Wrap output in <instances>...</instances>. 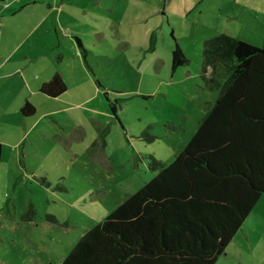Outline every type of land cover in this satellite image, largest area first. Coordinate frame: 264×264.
I'll list each match as a JSON object with an SVG mask.
<instances>
[{
	"label": "rangeland",
	"instance_id": "374dc122",
	"mask_svg": "<svg viewBox=\"0 0 264 264\" xmlns=\"http://www.w3.org/2000/svg\"><path fill=\"white\" fill-rule=\"evenodd\" d=\"M70 1L87 8L96 6L93 0ZM105 2L109 11L99 9V28L92 23L90 30L104 33L106 39L100 43L95 37V44L84 48L99 67L107 97L101 91L102 96L96 98L101 89L93 78L82 85L85 92L81 93L79 83L85 80L78 72L71 74L68 64L75 63L66 61L62 64L69 86L65 98H45L37 116L27 118L29 129L37 124L21 145L23 149L29 144L32 149L26 159L20 157L26 164L21 166L14 157L17 148L5 146L0 171L1 264H63L91 228L155 176L149 170L150 156L170 162L196 133L229 79L227 61L216 62L214 55L209 56V41L229 33L264 46V39L255 36L256 26L248 24L243 14L242 20L229 16L242 12L237 3L118 0L112 12L113 0ZM176 43L190 62L174 72ZM208 63L215 71L209 79L225 81L220 87L208 88L212 84L200 76L203 64ZM84 100L108 109L107 126L97 136L83 111L68 105ZM50 109L58 118L55 123L43 115ZM7 133L15 138V132ZM258 204L251 223L244 227L247 233L264 228V196ZM255 248L250 262L264 264V251Z\"/></svg>",
	"mask_w": 264,
	"mask_h": 264
},
{
	"label": "trees",
	"instance_id": "16d2710c",
	"mask_svg": "<svg viewBox=\"0 0 264 264\" xmlns=\"http://www.w3.org/2000/svg\"><path fill=\"white\" fill-rule=\"evenodd\" d=\"M231 40L229 79L190 142L170 162L150 156L155 176L63 264H216L225 254L264 196V47ZM187 63L176 43L173 70ZM66 88L55 76L41 91L58 97ZM21 112L35 108L27 103ZM2 155L0 143V170Z\"/></svg>",
	"mask_w": 264,
	"mask_h": 264
},
{
	"label": "crops",
	"instance_id": "0c3cea01",
	"mask_svg": "<svg viewBox=\"0 0 264 264\" xmlns=\"http://www.w3.org/2000/svg\"><path fill=\"white\" fill-rule=\"evenodd\" d=\"M239 1L226 0L227 3L239 4L240 10H242V12H234L229 16L235 20H242L241 14H243L248 24L253 23L256 26V38L264 39V0ZM113 2L110 9L112 12L115 11V3L118 0H113ZM92 3H95L96 6L87 8L82 4L75 5L70 0H0V143L3 145L2 158L5 146L10 150L17 148L14 157L18 158L21 166L26 164V161L20 160V157L23 155L22 158L26 159L25 154L27 151L31 152L32 149L29 144L23 149L21 145L26 144L30 138L29 133L32 134L37 124L34 123L29 129L27 118L37 116L39 105L44 102L45 98L63 99L67 95L69 86L65 79L67 71L62 68L64 62H74L73 66L68 64L71 74L78 72L83 76L85 81L79 83L81 93L85 92L82 85L85 82L90 84L93 78L97 87L101 89L96 98H99V94L102 96V93L107 97V88L100 81L99 67L91 59L92 53L84 47H89V43L95 44L92 42L95 37L100 43L103 38L106 39L105 34L100 31L92 34L90 27L93 23L95 29L98 30L96 22L102 20V17L98 15L99 9L102 11H109V9L106 8L105 0H93ZM220 3L224 5V2ZM218 11L222 12L220 5H218ZM162 14L165 15V11ZM89 17L94 21H91ZM81 36L85 37L86 42ZM231 39L237 38L229 33H221L209 41L212 42L210 45L212 50H207L210 57L215 56L212 60L227 61L228 68L233 59ZM247 43L255 45L251 42ZM150 47L152 48V46ZM76 67L78 71H76ZM199 73L207 81V84H212L208 88L220 87V82H225L223 80L215 81L214 78L209 79L210 73L215 74L209 63L203 64ZM55 76L62 78L67 88L61 96L51 97L44 94L41 88ZM27 103L32 104L35 108V113L31 116H24L21 112ZM68 105L71 109L83 111L82 114L92 122L97 131H95V136L99 135L107 126L108 109L104 111L101 109V105L97 107L96 103L93 105L89 100L68 103ZM110 109L114 111L112 107ZM43 115L52 119L54 123L58 119L55 117V111L51 109ZM114 115L117 117L116 112ZM3 127L11 134L15 132V138L9 136L7 132H2ZM83 133L88 136L87 129H84ZM35 151L36 154L39 153V148H36ZM52 151L54 152L51 148L49 152L52 153ZM2 165L3 163L1 167ZM259 204L216 264H253L249 258L251 251L255 250V247H259L260 252L264 251V228L258 233L244 231V227L251 223Z\"/></svg>",
	"mask_w": 264,
	"mask_h": 264
}]
</instances>
